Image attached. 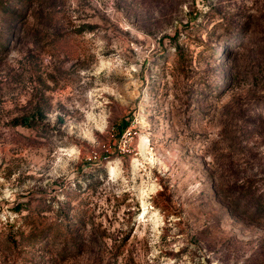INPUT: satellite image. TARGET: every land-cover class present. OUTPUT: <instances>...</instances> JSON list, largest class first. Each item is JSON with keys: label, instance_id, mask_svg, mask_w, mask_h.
<instances>
[{"label": "rangeland", "instance_id": "obj_1", "mask_svg": "<svg viewBox=\"0 0 264 264\" xmlns=\"http://www.w3.org/2000/svg\"><path fill=\"white\" fill-rule=\"evenodd\" d=\"M0 264H264V0H0Z\"/></svg>", "mask_w": 264, "mask_h": 264}, {"label": "trees", "instance_id": "obj_2", "mask_svg": "<svg viewBox=\"0 0 264 264\" xmlns=\"http://www.w3.org/2000/svg\"><path fill=\"white\" fill-rule=\"evenodd\" d=\"M28 121V119L25 120V122ZM129 126V121H123L122 125L120 127V133H123V131Z\"/></svg>", "mask_w": 264, "mask_h": 264}]
</instances>
